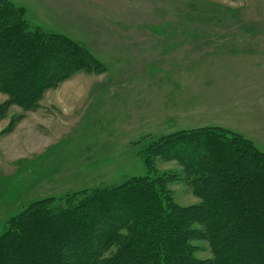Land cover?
Here are the masks:
<instances>
[{
  "label": "rangeland",
  "instance_id": "1",
  "mask_svg": "<svg viewBox=\"0 0 264 264\" xmlns=\"http://www.w3.org/2000/svg\"><path fill=\"white\" fill-rule=\"evenodd\" d=\"M8 1L31 30L65 36L99 63L72 72L30 109L0 91V235L34 203L63 210L147 178L163 202L185 210L191 258L213 264L219 241L197 219L207 203L195 174L163 146L223 129L264 153V0ZM108 228L121 238H103L94 263L143 264L136 248L120 246L127 231ZM77 251L70 244L57 255L87 264Z\"/></svg>",
  "mask_w": 264,
  "mask_h": 264
},
{
  "label": "trees",
  "instance_id": "2",
  "mask_svg": "<svg viewBox=\"0 0 264 264\" xmlns=\"http://www.w3.org/2000/svg\"><path fill=\"white\" fill-rule=\"evenodd\" d=\"M88 62L99 63L65 36L31 30L20 8L0 0V91L10 103L34 107L46 90ZM163 147L176 151V159L195 174L191 179L207 203L197 219L204 218L207 223L200 225L207 237L219 241L213 264H264V153L223 129L182 135ZM231 161L234 170L227 164ZM119 190L93 191L63 210L48 201L34 203L0 235V264H64L57 252L70 244L84 248L76 252L83 263L95 264L92 254L99 256L102 239L107 237L109 245L121 238L108 228L115 223L127 231L121 248H136L143 264H203L191 258L193 229L183 218L185 210L163 202L147 178ZM100 223L107 225L103 234ZM117 258L129 260L127 255Z\"/></svg>",
  "mask_w": 264,
  "mask_h": 264
}]
</instances>
